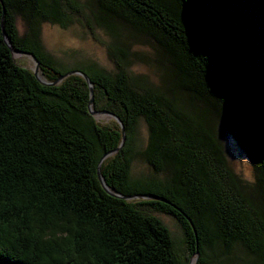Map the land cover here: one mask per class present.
<instances>
[{
	"label": "trees",
	"instance_id": "trees-1",
	"mask_svg": "<svg viewBox=\"0 0 264 264\" xmlns=\"http://www.w3.org/2000/svg\"><path fill=\"white\" fill-rule=\"evenodd\" d=\"M45 24L79 26L110 64L55 55ZM124 25L163 49L164 81L135 69ZM5 36L57 83L18 63ZM75 70L93 83L92 109L123 121V145L115 118L91 114L83 76L58 82ZM219 125L253 182L230 167ZM116 149L101 164L111 190L162 200L104 189L98 165ZM196 252V264L264 263V0H0V264H190Z\"/></svg>",
	"mask_w": 264,
	"mask_h": 264
},
{
	"label": "rangeland",
	"instance_id": "rangeland-1",
	"mask_svg": "<svg viewBox=\"0 0 264 264\" xmlns=\"http://www.w3.org/2000/svg\"><path fill=\"white\" fill-rule=\"evenodd\" d=\"M20 30L22 33L26 31V27L22 22H20ZM42 34L46 47L55 55L63 56L64 53L76 50L81 52V55L83 56L94 57L103 63L110 64L105 48L92 41V39L86 36L84 31L77 25L68 30H63L58 26L45 24L42 27ZM102 37L106 39L104 34H102ZM121 39L129 45L130 50L133 52V60L136 65L135 69L138 72L147 73L159 81H164L163 79L167 78V73L170 70L169 68H171V61L166 57L163 49L147 34L137 33L129 26L124 25L122 26ZM15 59L18 63L32 70L35 68L34 59L30 55L16 54ZM112 118L113 117L108 114L97 115L98 121L101 122H108ZM219 128L222 132V141L225 146L230 167L243 182H253L254 167L250 158L238 146L231 131L227 127L219 125ZM139 170H142V168ZM167 220L176 235L177 251L179 254L185 256L188 253V249L184 242L183 232L173 219L167 218ZM236 252L241 253V248L237 247ZM240 255L244 254L241 253ZM222 264L264 263L239 257L230 261H224Z\"/></svg>",
	"mask_w": 264,
	"mask_h": 264
},
{
	"label": "water",
	"instance_id": "water-1",
	"mask_svg": "<svg viewBox=\"0 0 264 264\" xmlns=\"http://www.w3.org/2000/svg\"><path fill=\"white\" fill-rule=\"evenodd\" d=\"M5 40H6V43L9 45L11 51H12V54H13V57L15 58L16 54H27V55H30L33 59H34V62H35V68L33 69L34 73H35V76L37 77V79L43 83V84H47V85H54L56 84L57 82H50L43 74V72L41 71V65H40V62L37 58V56L34 54V53H31V52H27V51H21V50H16L15 48H13V46L11 45V41L10 39L5 36ZM72 74H79L81 76H83L86 81L88 82L89 86H90V92H91V101H90V111H91V114L94 115L96 118H97V115L98 114H108L110 116H112L113 118H115L119 124L121 125L122 127V132H123V140H122V145L124 144L125 142V126H124V123L123 121L116 115L108 112V111H94L92 109V103H93V83L91 82L89 76L81 71V70H75V71H69L65 74H63L58 82L62 81L63 79H65L67 76L69 75H72ZM119 149H116V150H113V151H110V152H107L106 154L103 155V157L101 158L100 160V163L98 165V175H99V179L101 181V184L102 186L104 187V189L111 195L113 196H116V197H120V198H123V199H127V200H130V199H137V198H144V199H157V200H162L158 197H154V196H151V195H137V196H124V195H121L113 190H111V188L108 186L104 176L101 174V164L102 162L109 156H111L112 154L116 153ZM198 256H199V253L196 252V255L191 259L190 261V264H196L197 260H198Z\"/></svg>",
	"mask_w": 264,
	"mask_h": 264
}]
</instances>
